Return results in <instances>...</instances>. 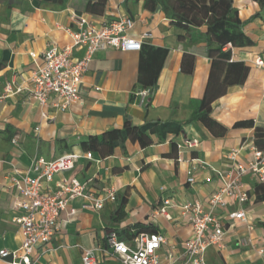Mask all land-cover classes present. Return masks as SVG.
<instances>
[{
  "label": "crops",
  "instance_id": "obj_1",
  "mask_svg": "<svg viewBox=\"0 0 264 264\" xmlns=\"http://www.w3.org/2000/svg\"><path fill=\"white\" fill-rule=\"evenodd\" d=\"M231 1L248 43L222 48L213 68L206 26L180 29L160 5L148 9L144 0H107L103 15L94 16L75 11L79 0H66L61 8L37 0H0V95L10 83L24 88L0 100V250L21 244L13 222L21 212L15 207L19 196L12 179L25 175L33 160L85 154L81 143L88 137L122 129L126 123H173L181 132L167 134L164 141L151 135L153 144L145 148L128 141L124 151L117 148L109 156L90 151L92 160L81 158L65 176L80 181L93 178L94 187L113 190L116 199L97 212L82 210L81 199L69 203L60 214L57 231L47 245L35 247L34 257L35 264H81L82 252L88 248L95 250L97 264H120L107 255L104 238L135 224L151 225L165 237L162 256L182 251L191 228L176 208L169 209L171 220L156 215L162 200L168 198L176 205L197 202L208 210V198L222 185L218 173L232 167L229 154L235 152L240 163L251 161L254 129L264 130V69L252 63L255 56H264V12L254 0ZM74 15L95 24L129 17L134 21L130 36L149 32L151 38L141 51L96 53L82 77L79 102L66 109L55 107L54 97L45 106L27 101L30 75L41 65L42 53L70 45V33L77 30ZM228 51L229 55L223 54ZM81 56L82 52H73L74 58ZM142 89L150 91L144 104L136 96ZM205 95L212 101L210 127L193 121ZM240 121H252L253 128H234ZM192 138L199 140L197 148L174 153L173 144ZM188 170L192 184L187 183ZM60 177L48 184L51 190ZM242 182L249 194L243 206L245 221H236L227 231L221 249L206 250L208 264H264L257 254L264 249V182L251 174ZM123 198L125 217L115 224L111 217ZM235 209V205L215 207L212 212L228 227L226 215ZM240 237H249L254 248L239 247ZM0 264L6 263L0 260Z\"/></svg>",
  "mask_w": 264,
  "mask_h": 264
},
{
  "label": "built area",
  "instance_id": "obj_2",
  "mask_svg": "<svg viewBox=\"0 0 264 264\" xmlns=\"http://www.w3.org/2000/svg\"><path fill=\"white\" fill-rule=\"evenodd\" d=\"M77 27L70 33V45L58 48L51 47L42 53V63L31 72V87L27 89V101L45 106L50 97H54L55 107L66 109L79 102V87L82 77L87 71L93 56L108 49L122 52L140 51L144 41L151 38L146 32L139 37H132L129 32L134 27V21L129 17H121L109 23L95 24L88 22L81 15L73 16ZM82 52L79 58L73 57V52ZM34 56V55H32ZM252 63L264 69V56H255ZM24 88L14 87L11 83L4 88L0 100L21 93ZM140 104H144L150 96V91L142 89L136 93ZM16 142L15 139L12 140ZM199 146L197 138L187 139L177 144V154L183 149L193 150ZM235 152L229 154L233 161L232 167L226 172H219L221 187L208 198L209 209L200 203L174 204L170 199L162 200L155 214L171 220L170 208H176L180 218L191 228V237L182 245V251L175 255L172 251L160 254L166 239L160 233H139L128 241H120L114 232L105 236L107 255L120 264H208L206 250L209 247L221 249L225 243L227 231L236 221H245L244 204L249 200V194L242 178L253 175L258 182L264 181V146L254 149L253 158L246 163L235 160ZM93 159L90 151L81 153H64L52 159L38 157L29 166L26 174L19 179H12V185L19 196L15 207L21 212L13 219L22 236L19 247L13 250H0V260L6 264H35V247L47 245L58 229L59 217L69 203L81 199L82 210L100 211L105 202H114L115 192L105 188L94 187V179L84 181L74 176H65L71 172L81 159ZM56 175L61 177L54 182V190L48 186ZM187 183L192 184V171H187ZM235 210L227 213L228 227L219 216L212 212L215 207ZM75 210L70 213L74 214ZM252 230V227H248ZM243 249H253L254 244L249 237H240L236 243ZM99 251V249H98ZM101 251V249H100ZM258 256L264 259V249L257 250ZM95 250L85 248L81 255V264H97Z\"/></svg>",
  "mask_w": 264,
  "mask_h": 264
},
{
  "label": "trees",
  "instance_id": "obj_3",
  "mask_svg": "<svg viewBox=\"0 0 264 264\" xmlns=\"http://www.w3.org/2000/svg\"><path fill=\"white\" fill-rule=\"evenodd\" d=\"M264 12V0H254ZM39 4H50L53 7L61 8L66 0H37ZM107 0H79L78 6H74L77 13H87L94 16H101L104 13ZM160 5L167 18L176 27L185 31L190 27L205 25L207 39V54L212 60V67L216 63L215 56L221 54L222 48L231 45L240 46L248 43L242 32V23L237 17V12L232 6L231 0H208L203 3L201 0H144V6L153 9ZM143 45L141 50L143 49ZM140 50V51H141ZM229 55V51L223 53ZM245 77L242 76V80ZM242 82V81H240ZM143 87L148 85L144 84ZM211 99L203 97L199 110L193 121L201 122L210 127L214 121L211 115ZM234 128H253L252 121H240L233 125ZM223 131L225 129L223 128ZM181 132L179 125L173 123L153 124L147 123L141 126H131L126 123L122 129L109 130L98 136H90L81 145L86 151H93L100 156H109L119 148L125 150L126 143H138L145 148L153 144L151 135H156L159 141H164L167 134L178 135ZM254 144L260 150L264 146V130L254 129ZM173 151L177 153V144H173ZM171 156V154H169ZM264 182V181H262ZM123 198L114 211L111 222L118 224L125 217ZM120 241L133 239L139 233H156L153 226L148 224H135L121 230H113Z\"/></svg>",
  "mask_w": 264,
  "mask_h": 264
}]
</instances>
